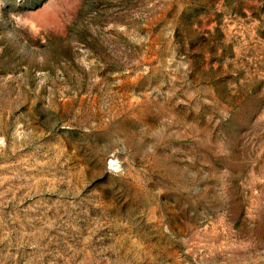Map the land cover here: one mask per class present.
I'll use <instances>...</instances> for the list:
<instances>
[{
  "label": "rangeland",
  "instance_id": "rangeland-1",
  "mask_svg": "<svg viewBox=\"0 0 264 264\" xmlns=\"http://www.w3.org/2000/svg\"><path fill=\"white\" fill-rule=\"evenodd\" d=\"M0 264H264V0H0Z\"/></svg>",
  "mask_w": 264,
  "mask_h": 264
}]
</instances>
